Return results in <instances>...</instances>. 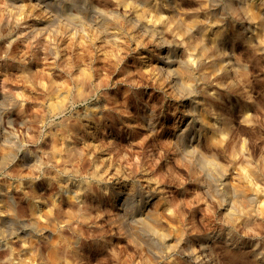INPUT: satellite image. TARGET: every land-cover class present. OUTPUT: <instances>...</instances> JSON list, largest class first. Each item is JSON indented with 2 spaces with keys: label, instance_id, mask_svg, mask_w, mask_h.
<instances>
[{
  "label": "rangeland",
  "instance_id": "obj_1",
  "mask_svg": "<svg viewBox=\"0 0 264 264\" xmlns=\"http://www.w3.org/2000/svg\"><path fill=\"white\" fill-rule=\"evenodd\" d=\"M8 198L0 264H257L209 240L264 248V0H0Z\"/></svg>",
  "mask_w": 264,
  "mask_h": 264
},
{
  "label": "bare ground",
  "instance_id": "obj_2",
  "mask_svg": "<svg viewBox=\"0 0 264 264\" xmlns=\"http://www.w3.org/2000/svg\"><path fill=\"white\" fill-rule=\"evenodd\" d=\"M139 13V12H138ZM169 58V57H168ZM185 76H186V78H188V79H192V78H194V73L191 71V70H185ZM86 78H87V76H86ZM84 82V81H83ZM85 116H87V114H85ZM218 119L220 120V119H222V117H218ZM190 146H194L193 144H190ZM7 157V156H6ZM8 158V157H7ZM3 160H4V158H3ZM5 160H7L6 158H5ZM203 162H205V164L207 165V166H209V167H211V168H215V164H214V162L212 161V160H209V159H203ZM217 170H218V168H216ZM240 194L242 195V196H244V193L243 192H240ZM7 201H8V205H9V213L8 214H6L5 216H0V225L1 226H3L4 227V223H6V222H8V219H10L11 218V216H15V211H14V209L12 208V202L10 201V198H8L7 199ZM146 204V206L148 205V204H150V201L149 200H147V201H145L144 202V205ZM264 209V208H263ZM48 216V215H47ZM50 217V216H49ZM48 217V218H49ZM53 217V216H52ZM47 218V217H46ZM51 218V217H50ZM49 218V219H50ZM22 221H30V223H31V225H33V226H36L37 227V229L39 230V231H41V232H44L45 231V226L43 225L42 226V223L41 224H39V222L37 221V213L34 211L33 212V215H31V217L29 218V219H25V218H20ZM48 219V222L49 223H51L50 221L53 219L54 220V218H52L51 220H49ZM52 220V221H53ZM134 220V219H133ZM141 220V219H140ZM142 220H144V219H142ZM146 220V219H145ZM145 220L143 221V222H141L142 223V225H143V229H145V230H154V227L152 226V224H150L149 222H145ZM46 221H47V219H46ZM47 222V223H48ZM55 223H56V218H55V221H54ZM7 225V224H6ZM3 227H1L0 228V231L1 230H4V228L5 227H7V226H5L4 228ZM3 228V229H2ZM6 229V228H5ZM5 231V230H4ZM4 231H3V233H4ZM14 231V230H13ZM15 232V231H14ZM52 232H54L53 230H52ZM3 233H2V235H3ZM11 233H12V231H11ZM220 233H222V232H220ZM13 234V233H12ZM216 234V233H215ZM221 240L222 241V243H224V245H226V247L228 248V250L227 251H229V252H233L231 255H234V259H235V257L236 258H239V259H242V258H247L250 262H256L257 264H264V248H262V247H260V245L258 244V243H251V244H249V245H242L241 243H239V242H237V240H235V239H237V238H233V236H231V234L229 235V234H224V232L222 233V234H220V235H214L209 241H211L212 239H214V240ZM213 240V241H214ZM208 241V242H209ZM240 241V240H239ZM53 243H55V242H53ZM57 243V242H56ZM55 243V244H56ZM54 244V245H55ZM7 245V246H6ZM53 245V244H52ZM0 246H2V245H0ZM57 246V245H56ZM3 247H5V249H6V247H7V249H9L10 250V254L12 253V245H10V243L9 244H5V246L3 245ZM53 248V247H52ZM1 249H3V248H1ZM56 248L54 247V250H55ZM263 249V250H262ZM210 251H211V245H209V244H206V243H204V245L202 246V252L199 254H197V253H193L192 254V256H193V258H194V260H196V262H199L200 264H208L207 263V260H206V257H205V255L207 254L208 255V253H210ZM240 251H242L244 254L243 255H241L240 254ZM35 254V256L36 257H38L39 259H40V264H46V261H45V259H44V257L42 256V254L39 252V251H35L34 252ZM55 253V257L52 259V261H50L51 262V264H63V262H62V260H61V256L60 255H57V254H59V253H57V251L56 252H54ZM8 255L9 257L7 258V260H3L4 261V263H5V261H6V263L5 264H13V259H12V257L14 256H12V255ZM13 254V253H12ZM25 254V253H24ZM23 254V255H24ZM22 255V256H23ZM206 255V256H207ZM7 256V255H6ZM54 256V255H53ZM24 257V256H23ZM251 259H249V258ZM5 259H6V257H5ZM50 260H51V258H50ZM2 261V262H3ZM20 261L22 262V260L20 259ZM20 261H18V262H16L17 264H27V263H25L26 261H23L22 263H20ZM1 263V262H0ZM3 263V264H4ZM64 264H66V262L64 263ZM68 264V263H67Z\"/></svg>",
  "mask_w": 264,
  "mask_h": 264
}]
</instances>
